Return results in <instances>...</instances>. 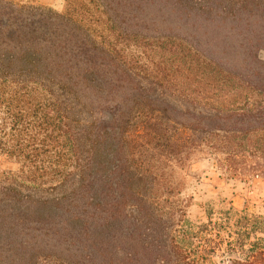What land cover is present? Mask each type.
Listing matches in <instances>:
<instances>
[{"label": "trees", "instance_id": "obj_1", "mask_svg": "<svg viewBox=\"0 0 264 264\" xmlns=\"http://www.w3.org/2000/svg\"><path fill=\"white\" fill-rule=\"evenodd\" d=\"M76 1L57 15L0 0V154L20 164L0 183V243L61 235L77 264H201L225 242L231 264H264L263 220L229 210L195 231L178 217L173 177L183 171L173 159L189 146L226 176L264 178V0ZM132 42L142 50L128 51ZM134 53L142 56L131 67ZM154 86L162 88L156 95ZM136 98L161 106L133 132L144 148L137 168L108 153L125 134L115 115ZM53 135L70 146L67 171L38 165ZM42 176L54 183L46 190L65 186L66 195L36 197ZM162 193L174 199L167 206ZM162 218L176 223L172 254L164 233L148 234ZM222 227L252 234V248L244 237L224 240Z\"/></svg>", "mask_w": 264, "mask_h": 264}, {"label": "rangeland", "instance_id": "obj_2", "mask_svg": "<svg viewBox=\"0 0 264 264\" xmlns=\"http://www.w3.org/2000/svg\"><path fill=\"white\" fill-rule=\"evenodd\" d=\"M10 1L14 4L25 6V7H38L46 11H51L49 8L44 6L40 0H6ZM79 1V0H78ZM77 1L76 0H67V8L72 7ZM65 10V11H66ZM53 12V11H51ZM55 13V12H53ZM133 45L139 51L142 50V47H138L135 43H128V51L133 50ZM148 50V49H147ZM147 50L145 52H147ZM158 52H163L159 51ZM135 56L130 54L128 57L126 56L128 63L131 67H135L131 64L132 59H140L142 56L141 54L134 53ZM165 56H161L167 60L168 55L167 52H164ZM143 56V58H145ZM137 67V66H136ZM133 77L136 79L137 72L133 71ZM138 77V76H137ZM142 77V75H141ZM143 85V84H142ZM140 87V86H139ZM154 95L158 94L162 88L159 86H154ZM158 90V91H157ZM157 91V92H155ZM166 94H169L166 92ZM166 96V95H164ZM160 97V96H158ZM168 98V96H166ZM163 99V97L161 96ZM130 104L127 108H125L124 115L118 117L115 115V118H119L122 120V126L125 129V134L121 139L117 142L116 140L112 141V144L108 147L109 157L114 158V161L119 162L118 156L122 157V160L125 161L126 165L131 167H140L143 163V141L141 138H136L134 135V130L142 124L146 116L151 115L156 108L161 106L157 104H143L142 100L138 98L134 100H129ZM148 102V101H147ZM168 102H170L168 100ZM239 104H243L242 101L238 102ZM116 102H111L109 111L111 114H118V110L114 109ZM129 106H132V110L129 111ZM86 112L81 117V120L78 124L80 129L86 127L84 121L89 119L85 118ZM170 112L167 113L169 115ZM164 115H159V117H163ZM72 121L75 122V117H70ZM103 119L107 120V117H103ZM75 125V124H74ZM77 126V125H76ZM117 129H122L119 126H116ZM77 129V128H76ZM76 131V130H75ZM124 133V131H123ZM205 135H198L199 140H204ZM49 147L47 148L49 151L47 152V158H43L44 162L39 163L41 165L40 168L46 171L56 172V170H65L72 168L70 157V146L67 144V141L63 136L56 137L52 136L49 141H47ZM193 147L189 148L186 146L182 149V152L173 159L175 164L181 167V172L175 174L174 177V184L176 190H178L179 195L175 196V200H177L176 205L178 206L177 210L182 212V216L178 217L180 220H186L188 223L187 225L191 226L193 230H197V226L201 224L208 223L209 218L213 221H219L220 217H224L225 212L227 211H237L240 214H243L244 211L247 215L258 217L264 222V178H252L251 176H236V177H229L225 174L221 173L222 170L214 164L213 157H211L208 153L198 152L200 147H196L198 149L192 150ZM118 151H121L118 155ZM151 156V155H149ZM220 158H223L222 155H219ZM107 157V158H109ZM241 160V159H240ZM239 162V161H238ZM115 162H107L108 164V171H113L116 168ZM0 165L3 166L4 171H0V183L5 184L7 181L6 178L10 173H17L9 171L7 169L13 168L16 166V162L14 160L8 159L5 155L0 154ZM157 165V163H156ZM249 161H244L239 166H249ZM110 168V170H109ZM117 172L114 175H116ZM112 175V174H111ZM36 188L38 190L33 191L32 193L35 194L38 198H43L44 200L55 202V199L60 198L66 195L68 188H64L65 186H59L54 190H46V188L51 187L52 184L49 181V176H42L37 178L35 181ZM44 183L45 185H43ZM71 182H67L66 186H69ZM73 185V183L71 184ZM42 186V189L40 188ZM44 189V190H43ZM50 189V188H49ZM169 195V194H168ZM162 193L160 198L161 204L167 206L170 202L174 199L171 196ZM171 195V194H170ZM56 219H59L56 217ZM162 231H158L156 229L155 232L152 230L148 231L149 235L155 236L158 233H164L162 236L163 244L171 248V254L173 253V245H172V236L173 234V227L176 223L166 221L165 218H162ZM233 222V221H232ZM164 226V227H163ZM148 226H146L147 228ZM164 228V229H163ZM232 229L233 233H228ZM227 229L225 227L220 228L219 233L220 236L224 238V240H231L232 242H236L238 238H246V248H252V234L249 236L245 233L239 232L236 229ZM55 234V231L52 232ZM67 233L68 236L70 235L68 231L63 230L61 234ZM86 235L84 232L78 234L77 237ZM231 236V237H229ZM260 236V235H258ZM261 237H264L262 235ZM218 237L214 238L215 240ZM61 235H55L53 237L44 238L41 241L34 245L24 244V245H3L0 243V264H77L76 259H78V253L73 246H69L65 242L61 241ZM209 246L212 248V242H208ZM234 245V244H233ZM236 245V244H235ZM216 246V245H215ZM213 246V247H215ZM220 249L215 251L214 254H210L209 252L204 253L203 260H201V264H212V260L214 258H225L227 255V250H230L232 247L226 245V243H220ZM79 254L83 258L86 254L85 251L80 250ZM226 254V255H225ZM233 258H236L235 255H232ZM241 256V260L243 261L244 257ZM237 257V258H240ZM76 260V261H74ZM83 264H91L87 262V259H83ZM200 262V259H199Z\"/></svg>", "mask_w": 264, "mask_h": 264}, {"label": "clouds", "instance_id": "obj_3", "mask_svg": "<svg viewBox=\"0 0 264 264\" xmlns=\"http://www.w3.org/2000/svg\"><path fill=\"white\" fill-rule=\"evenodd\" d=\"M40 2L49 8L51 11L55 12L57 15H63L66 8H67V0H40ZM20 168L19 162H16V166L10 169H7L12 172L18 171ZM6 169L3 168L2 165H0V171H4ZM212 264H231V258L225 257V258H214L212 260Z\"/></svg>", "mask_w": 264, "mask_h": 264}]
</instances>
